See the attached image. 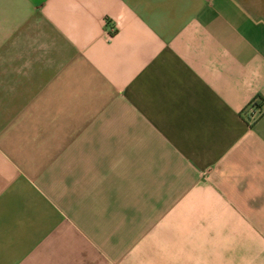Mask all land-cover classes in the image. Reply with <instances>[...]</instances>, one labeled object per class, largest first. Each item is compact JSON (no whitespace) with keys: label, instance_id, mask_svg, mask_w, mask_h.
<instances>
[{"label":"crops","instance_id":"obj_1","mask_svg":"<svg viewBox=\"0 0 264 264\" xmlns=\"http://www.w3.org/2000/svg\"><path fill=\"white\" fill-rule=\"evenodd\" d=\"M0 264H264V0H0Z\"/></svg>","mask_w":264,"mask_h":264},{"label":"built area","instance_id":"obj_2","mask_svg":"<svg viewBox=\"0 0 264 264\" xmlns=\"http://www.w3.org/2000/svg\"><path fill=\"white\" fill-rule=\"evenodd\" d=\"M247 113H248V118L250 120H253L259 115L260 111L254 105H251V106H249Z\"/></svg>","mask_w":264,"mask_h":264}]
</instances>
